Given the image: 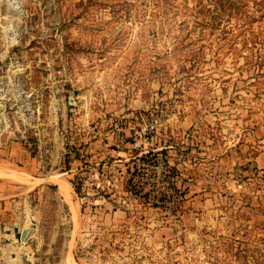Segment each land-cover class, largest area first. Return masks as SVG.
Wrapping results in <instances>:
<instances>
[{"label": "rangeland", "instance_id": "obj_1", "mask_svg": "<svg viewBox=\"0 0 264 264\" xmlns=\"http://www.w3.org/2000/svg\"><path fill=\"white\" fill-rule=\"evenodd\" d=\"M226 1L0 0L23 136L0 159L1 258L206 264L214 236L237 233L264 264V8ZM136 132L174 183L135 171Z\"/></svg>", "mask_w": 264, "mask_h": 264}, {"label": "built area", "instance_id": "obj_2", "mask_svg": "<svg viewBox=\"0 0 264 264\" xmlns=\"http://www.w3.org/2000/svg\"><path fill=\"white\" fill-rule=\"evenodd\" d=\"M16 92V91H13ZM11 93V90L9 89V87L5 84V83H0V159H2V157L4 155H6V153L9 151L10 146L9 144L11 142H13L14 140H16L18 137L22 139V135H16V133H14L13 131H11L9 128L11 127V116H10V111L7 110V106L9 105V100H10V95L12 97H18L19 95H17V93ZM150 128H153V124L150 125ZM137 136L134 137L133 142L131 143L132 147L136 148V149H141L142 153H139L138 156L139 157V161L141 160L142 163L141 165H135V171L138 169H142L144 170V166L148 167H154L156 166L161 167L163 169H165V174L162 173V179L166 181L167 186H169V184L174 183V178L177 175L176 174V168H172V166L167 164V161H164L162 158H160V155L158 153H154V151H152L151 149L147 148V143L149 141V137L147 135H145L144 133H139L136 132ZM143 154V155H142ZM137 155V154H136ZM151 156L150 158H148V156ZM154 155V156H153ZM156 155V156H155ZM140 167V168H139ZM133 171V173L135 172ZM132 173V174H133ZM144 173H141V176ZM137 182H139L137 184ZM137 182H135L133 185L134 186H138L139 189H143L144 188V184L146 182L142 181L141 179L138 180ZM72 183V182H71ZM148 184V186L154 185L153 183H146ZM145 189V188H144ZM170 189H174L177 191V189H175L174 187H170ZM162 194V193H160ZM138 198L140 196L136 195ZM144 196L145 195H141ZM170 195H167V197H169ZM161 198H163L164 200H161ZM146 200V197L145 199ZM147 201V200H146ZM171 200L167 199L166 196L163 194V196H161L157 202H163V203H167ZM148 203V201L146 202ZM150 204L152 205H157L159 207L158 204H156L155 202L149 201ZM165 207V206H164Z\"/></svg>", "mask_w": 264, "mask_h": 264}, {"label": "trees", "instance_id": "obj_3", "mask_svg": "<svg viewBox=\"0 0 264 264\" xmlns=\"http://www.w3.org/2000/svg\"><path fill=\"white\" fill-rule=\"evenodd\" d=\"M214 4L218 9L228 8V10H230V8L233 6L232 2H223V0H214ZM259 4V9L264 8V0H260ZM72 184L75 191L78 192L80 189L79 185H75L74 182H72ZM139 198L145 199L144 196H140ZM161 200L164 199L161 198ZM142 202L144 203L147 201L143 200ZM153 206L158 207L155 204ZM260 223L262 224V230L264 229V220ZM236 234L237 233H232L226 236H214V238L219 240L218 245L213 246L212 250H214V252L210 256V259L207 260L206 264H260L258 258L256 257L258 249L255 248V246L250 245L248 240L245 239L242 241V239L237 238Z\"/></svg>", "mask_w": 264, "mask_h": 264}, {"label": "crops", "instance_id": "obj_4", "mask_svg": "<svg viewBox=\"0 0 264 264\" xmlns=\"http://www.w3.org/2000/svg\"><path fill=\"white\" fill-rule=\"evenodd\" d=\"M63 183V182H62ZM64 184V183H63ZM65 185V184H64ZM67 186V185H66ZM68 187V186H67ZM12 248H16V247H14V246H12ZM7 250H8V253H9V256L6 258V255L7 254H3L2 253V255H3V258H1L0 257V264L2 263V264H21V258H13L12 257V254H10V250H9V248H7Z\"/></svg>", "mask_w": 264, "mask_h": 264}, {"label": "water", "instance_id": "obj_5", "mask_svg": "<svg viewBox=\"0 0 264 264\" xmlns=\"http://www.w3.org/2000/svg\"><path fill=\"white\" fill-rule=\"evenodd\" d=\"M25 235H26V230H22L21 231V236H20L21 240L24 239Z\"/></svg>", "mask_w": 264, "mask_h": 264}, {"label": "bare ground", "instance_id": "obj_6", "mask_svg": "<svg viewBox=\"0 0 264 264\" xmlns=\"http://www.w3.org/2000/svg\"><path fill=\"white\" fill-rule=\"evenodd\" d=\"M61 191V190H60ZM62 192V191H61ZM67 198V197H66Z\"/></svg>", "mask_w": 264, "mask_h": 264}]
</instances>
